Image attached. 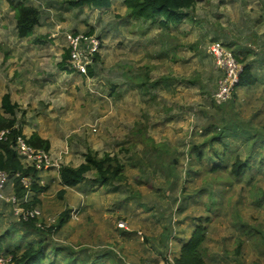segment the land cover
<instances>
[{
  "label": "rangeland",
  "instance_id": "374dc122",
  "mask_svg": "<svg viewBox=\"0 0 264 264\" xmlns=\"http://www.w3.org/2000/svg\"><path fill=\"white\" fill-rule=\"evenodd\" d=\"M26 3L40 10V23L20 38L15 10L0 0V109L9 93L23 133L49 139L60 165L77 167L92 149L117 155L125 169L109 185L91 171L76 187H64L57 169L41 173L47 189L33 195L42 211L37 222L57 221L64 210L69 220L52 233L27 230L0 202V254L44 241V264H162L204 223L209 264H264L261 140L252 150L246 136L201 146L216 131L204 125L223 116L212 101L222 76L207 50L214 41L247 56L259 74L258 84L236 90V114L226 118L264 133V0H197L189 17L169 28L134 18L123 0ZM68 32L100 38L93 75L60 68ZM142 78L146 91L135 84ZM224 151L250 155L257 174L211 172L214 153Z\"/></svg>",
  "mask_w": 264,
  "mask_h": 264
},
{
  "label": "trees",
  "instance_id": "16d2710c",
  "mask_svg": "<svg viewBox=\"0 0 264 264\" xmlns=\"http://www.w3.org/2000/svg\"><path fill=\"white\" fill-rule=\"evenodd\" d=\"M123 1L131 16L138 19L152 21L154 23L158 22L163 28H169L172 25L177 26L181 24L189 17V10L194 8L197 3V0ZM9 2L11 7L15 10L16 31L18 37L28 38L32 36L36 26L40 23V10L36 6L26 3V0H19L18 2L9 0ZM83 2H90L98 6H108L110 4V0H83ZM85 34L92 35L91 32ZM234 54L237 60L243 65L239 82L236 84L235 90L228 101L217 103L212 100L213 104H215L214 106L219 107L223 116L221 117L220 122H217L214 118L213 120L211 119L210 123L204 125V128L207 131H210V129L213 128H216V131L210 134L201 146L203 147L208 145L210 147L215 144H219L230 136H246L247 147L249 150H252L256 146L258 140H261L259 146L264 150V133L260 132L256 128H249L248 123L240 121H234L231 123L229 119L226 118V114L230 111L236 114L234 100L232 101V99L236 96V90L241 87H253L259 82L257 69L252 62L248 61V57H240L235 52ZM98 58L99 53H96L94 56L95 62L98 61ZM69 59L70 51L67 48L64 55V61L60 63V68L62 70H69L70 72H73L75 70L70 66V63L68 62ZM93 72V65H89L88 74L93 75ZM135 84L138 87L144 88V91L148 90V87H146L147 82L144 78ZM156 84L157 83H153L152 86H156ZM18 109L19 104L12 101L11 95L9 93L4 94L0 109V130L11 129L12 133L7 141H0V169L7 171L11 177H13L17 172H20L23 176L33 174L35 178H40V176H38V172L31 167L25 166L17 152L13 149L15 138L18 135H24L26 137L23 133L22 127L18 124ZM27 139L28 142L35 147L46 150L51 149L50 140L42 137L39 133L34 132L28 136ZM201 146L193 145L192 147L198 159H202L204 157L203 151L200 149ZM214 157L215 159L210 168L213 173H218L221 172V170H227L228 168L232 176L235 178H239L245 173L250 176L257 174L256 169L249 160L250 155L242 158L239 154L234 152L224 151L222 155L215 152ZM259 162L260 164H264V159H260ZM260 168L261 167H259V169ZM124 169L125 165L120 161L117 155L112 156L110 153L100 155L97 151L89 149L85 155L84 162H82L79 166L74 167L70 165H61L58 172L60 181L64 187H76L86 179L87 173L91 171L95 173V182L101 185H109L115 181L123 179ZM14 182L17 193L21 196L24 195L26 190L20 183V179L15 178ZM46 189L47 187L39 185L36 181L32 185V190L34 192L41 193ZM65 190V188L61 189L59 195L62 196L65 193ZM212 196L213 194L211 193L212 204L216 205L217 201ZM36 200L37 199L34 196L32 199V205H35ZM70 215L71 212L69 210H64L59 215L55 224L47 229L38 227L36 225V220L20 222L27 230H33L46 234V232L52 233L54 230L63 226L69 220ZM206 220H209V218ZM7 233L8 232L5 234ZM207 234V225L204 223H198L193 229L190 237L182 244L179 254L175 256V264H209L204 254V246L208 237ZM3 236L0 235V251L3 248L1 244ZM43 242L44 241H38L36 246L33 243H28V247L21 254L18 252L20 246L13 249L8 248L7 251H3L2 254L12 256V264H44V258L47 255L44 250L45 248ZM58 249L59 248L56 247L54 251L56 252ZM104 256H106V254L101 255L99 260H101ZM71 261H74L73 258H70V262ZM54 262L55 260L52 261L53 264Z\"/></svg>",
  "mask_w": 264,
  "mask_h": 264
},
{
  "label": "built area",
  "instance_id": "2783aa9c",
  "mask_svg": "<svg viewBox=\"0 0 264 264\" xmlns=\"http://www.w3.org/2000/svg\"><path fill=\"white\" fill-rule=\"evenodd\" d=\"M66 41L67 48L70 51V59L68 61L70 66L79 74L88 75V66L95 62L94 56L100 52V38L85 33L68 32L66 33ZM207 50L208 54L214 59L215 66L222 71L213 100L217 103L228 101L235 90L236 84L239 82L243 65L237 60L233 50L220 41L212 42ZM11 133V129H1L0 141H7ZM27 138L28 136L18 135L13 145V149L25 166L33 168L38 172V176L53 169L59 171L61 166L59 157H55L51 150L33 146L28 142ZM15 178L20 179V183L26 190L22 196L16 191ZM35 181L39 185L45 186V181L35 178L33 174L23 176L20 172H17L11 177L7 171L0 169V202L11 206L12 213L18 221L29 222L36 220L38 227L47 229L54 225L56 220L51 219L48 224L37 222L42 217V211L36 205H32L34 195L32 185ZM74 214L72 213V216ZM118 225L126 228L123 222ZM11 262L12 256L0 254V264H9ZM162 264H175V258L169 256L166 258V262Z\"/></svg>",
  "mask_w": 264,
  "mask_h": 264
},
{
  "label": "crops",
  "instance_id": "0c3cea01",
  "mask_svg": "<svg viewBox=\"0 0 264 264\" xmlns=\"http://www.w3.org/2000/svg\"><path fill=\"white\" fill-rule=\"evenodd\" d=\"M42 136V135H41ZM3 211H2V207L0 206V213H2Z\"/></svg>",
  "mask_w": 264,
  "mask_h": 264
}]
</instances>
